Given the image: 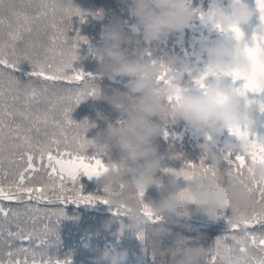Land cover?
Here are the masks:
<instances>
[{
	"label": "clouds",
	"instance_id": "9594fccd",
	"mask_svg": "<svg viewBox=\"0 0 264 264\" xmlns=\"http://www.w3.org/2000/svg\"><path fill=\"white\" fill-rule=\"evenodd\" d=\"M119 2L135 18L138 31H127L125 21L113 14L112 21L100 33L101 42L92 46V50L102 77L113 80L127 78L129 83L126 90H120L112 87L102 89L96 81H91L88 88L95 94L83 100H101L123 118L122 123H115L108 114H100L107 126L98 133L97 141H102L108 148H118L122 161L117 168L103 173L98 181L102 188L108 187L119 193L112 197L111 206L128 210L126 217L130 223L124 228L144 234L146 238L141 241L147 251L157 254L167 251L166 264H205L210 247L200 243L202 233L191 223L193 218L202 216L207 221L218 223L230 216L236 221L241 212L261 211V204L249 192L246 183L235 175L225 181L223 176L204 174L196 169L187 181L182 176L171 174L166 185L156 175L163 168L157 140L163 135L165 126L183 122L204 140L197 147L217 170L225 163L226 153L251 151V143L238 138L235 143L225 144L223 152L218 151L217 138L232 128L251 130L255 126L257 105L223 86V80L234 69L250 74L253 64L247 53L237 51L231 41L222 38L210 42L204 47L207 65L219 73L221 79L210 78L206 82L207 94H193L192 81L186 80L189 70L193 74L196 72L190 59L166 51L162 59L153 62L142 54L131 55L129 48L144 49L151 45L153 53H157L159 48L156 46L185 32L199 19L200 8L193 5V0ZM206 12L210 14L202 26L209 33L218 32L219 28L243 31L258 13L246 0H210ZM103 18L102 15L98 20ZM85 121L89 129L97 127L87 119ZM250 174L264 184V164L251 165ZM182 181L186 182V187L182 186ZM152 187L160 191L161 198L147 205L154 215L163 218L159 223L150 222L144 214V197L140 198L141 193L145 196ZM184 192L188 193L186 198L180 196ZM165 220L197 235L188 236L182 231H174ZM167 240L172 241L174 249H164ZM222 256L223 264H239L234 253L223 252ZM128 259L127 250L112 248L94 264H127Z\"/></svg>",
	"mask_w": 264,
	"mask_h": 264
},
{
	"label": "snow or ice",
	"instance_id": "6c2138e0",
	"mask_svg": "<svg viewBox=\"0 0 264 264\" xmlns=\"http://www.w3.org/2000/svg\"><path fill=\"white\" fill-rule=\"evenodd\" d=\"M256 9L259 13L260 24L252 35L251 43L239 28L218 29L220 36L231 41L237 51L246 52L253 64L250 74H244L235 69L229 74L234 83L244 81L241 87H234L230 91L245 97L249 103L255 104L256 101L249 99V93L264 96V0H256ZM58 11L63 13L61 23L65 17L71 21L74 16L79 17L81 23L86 22L87 14L81 9L61 7L56 0H39L35 12L31 15L18 9L14 0H0V202H16L23 205L28 211L33 209L31 202H35L37 205H56L60 206L58 214L64 216L65 211L62 205L68 203L95 205L99 201L111 206L112 197L119 193L105 187L103 188L105 193L103 197L85 196L82 187H78L82 176L98 179L110 168H117L118 164L103 162L100 156L107 155L108 146L86 138L89 125L87 121L78 124L71 119L72 107L63 110L62 121H57L54 117L51 119V123L60 129V135L63 138L57 139L55 136L52 138V143L56 145L54 150L45 149L33 135L34 132L40 133V124L49 123V113L34 109V102H46L42 101V94H38L35 89L30 92L22 90L21 82L14 75L22 63L31 64L32 78H42L52 83L67 82L69 85H78L74 95L67 97L73 106L79 105L86 96L95 94L94 90L88 88V85L97 77L73 68L74 64L81 60L78 54L81 44H88L90 54L94 55L90 42L79 32L70 42L68 32L72 30V25L69 24L68 27L61 28L56 22ZM199 12V21L202 25L210 12H204L201 9ZM50 14L49 23L41 25L40 22L48 19ZM95 15L99 19L102 18L103 13ZM41 27H51L56 33L50 37L49 46L39 45V48L43 50L42 53L37 50V43L31 39L34 28ZM133 31L136 32L138 29L134 27ZM204 39L208 38L204 37ZM57 45H62V47ZM130 54H142L153 62L158 59L153 53L151 45L144 49L134 48ZM5 69L9 70L7 73L9 87L7 88L4 87ZM69 70H72L71 73ZM163 75L161 79H163ZM188 76L193 86L201 90L203 94H207L206 82L210 78L221 79L220 74L214 72L207 64L203 71L196 67L195 74L189 70ZM44 91L46 92L47 89L45 88ZM60 99H64V97H58L57 103ZM259 109L264 112V102L259 103ZM65 125L68 128L77 129L71 138L64 130ZM229 133L235 138L248 140L252 149L249 152L226 153L225 162L228 167L225 172L222 173L221 170L214 169L206 163L205 157L199 161V164L186 162L180 171L172 169L165 171L182 176L187 181L191 178L190 173L199 169L204 174L223 176L224 179L226 176L225 181L235 175L246 183L249 192L260 202L261 211L241 212L236 221H233L230 216L227 217L230 234L216 240L210 247L205 264H223V252L234 253L239 264H264V184L257 182L250 174L251 165L264 164V140L253 139L250 130L243 127L232 128ZM163 135L166 139L170 136L166 127ZM209 140H212V137H209ZM61 144L64 145L63 148L60 147ZM89 149H95L96 155L87 156ZM53 151H55V155H53ZM220 151L223 152L224 149ZM37 157L42 161L47 159V169H45L47 181L38 186L35 183L26 182V179L35 180V173L40 171L34 167V160ZM173 158L181 160L183 156L174 154ZM122 189L123 185H121ZM187 195V192L180 193L182 198H186ZM143 197L144 193H141L140 198ZM112 208L117 216L124 217L128 214V210L124 207ZM10 212L11 209L0 207V216L4 219L9 217ZM144 214L150 218L152 223H159L163 219L154 215L147 204H144ZM14 215L18 217L19 213H14ZM32 222L34 224L35 220ZM17 228L16 232H8L10 238L20 241L32 240L33 232H25L19 225ZM138 237L140 240L146 238L142 233H138ZM28 251L29 249L24 247L17 250L18 253H27ZM7 256V261H0V264H29L27 258L13 259L14 253L11 251L7 253ZM166 256L167 251L160 254L151 252L152 264H166V260L162 259ZM31 264H60V261L51 259L37 261L33 258ZM64 264H71V262L65 261Z\"/></svg>",
	"mask_w": 264,
	"mask_h": 264
},
{
	"label": "trees",
	"instance_id": "16d2710c",
	"mask_svg": "<svg viewBox=\"0 0 264 264\" xmlns=\"http://www.w3.org/2000/svg\"><path fill=\"white\" fill-rule=\"evenodd\" d=\"M87 5H90L91 13L88 15V6L83 11L86 13L84 23L80 22L79 17H74L72 22L61 23L58 18H61L59 11L56 14V22L61 28L72 25V30L68 32L70 42L75 38L77 32L83 37H86L90 42L91 47L96 46L101 42L100 33L103 27L112 21L113 14L120 16L125 21V28L127 31L132 32L135 27V18L131 17L124 9V6L119 0H92ZM39 0H14L18 9L28 12L30 15L36 10V5ZM60 6H65L68 3L66 0H56ZM210 0H193V5L206 12L208 10ZM103 13L104 18L98 20L96 18L97 13ZM7 16V13H5ZM51 20V14L48 19L41 21V25H47ZM252 26L249 24L244 26L243 31L250 29ZM55 35L54 30L51 27L34 28L31 35V39L37 43V50L41 51L39 45L42 39L45 40L47 46L50 45V37ZM204 37L208 39L205 40ZM222 39L218 32L209 33L203 28L199 19L190 26L185 32L171 36L165 41L161 42L158 46L159 51L155 53L158 59L163 58L164 52H171L181 56H185L190 59L197 68L201 71L204 70L207 64V57L204 52V47L216 40ZM62 47V45H57ZM153 47V46H152ZM134 48H129L131 52ZM79 56L81 60L74 64L73 68L77 71H83L86 74H91L97 77L96 83L102 88L109 87L118 88L120 90H126V86L129 83L127 78L109 79L102 77L97 70L98 61L93 55L90 54L88 44H81L79 49ZM9 70H4V87H9L8 73ZM72 70H69L71 73ZM33 68L31 64L24 62L18 70L14 72L16 78L21 82L22 90L24 92H30L35 89L38 94H42V101L34 102V109H38L41 112L49 113V123L40 124V133H33L36 140L42 144L45 149H55L56 145L52 143V138L55 136L57 139H63L61 135H57L60 129L51 123V119L54 117L57 121H62L63 110L65 107L60 104L66 102L70 107H74L77 111L76 117L71 118L76 123H83L86 118L90 123H94L97 127H92L93 140L97 141L98 133L102 132L106 128V123L100 118V114H108L111 117L112 122L122 123L123 118L118 113L113 111L111 107L101 100L88 99L81 102L79 105L73 106L71 101L67 99L68 96L74 95L78 85H69L67 82H47L42 78H32L31 73ZM190 77L186 76V80ZM214 79V78H212ZM45 88L47 91L45 92ZM191 91L193 94H202L201 90L196 89L194 86ZM58 97H64L57 103ZM54 106V107H53ZM84 115L82 120H76L77 116ZM86 117V118H85ZM94 118V120L92 119ZM97 119V121H95ZM170 133L169 138H165L164 135L157 140L159 154L163 157L164 175H158L157 178L164 181L167 185L171 178V173L166 172V169H172L180 171L186 162H190L189 159L192 153L197 157L194 164H199V161L203 158V153L199 150L197 145L203 143L204 140L196 133L191 131L188 126L181 122L179 125L165 126ZM64 130H71L70 134L74 135L77 129L68 128L64 126ZM225 134L217 138V150L220 151L224 148L223 137ZM72 137V136H71ZM70 137V138H71ZM175 137V139H173ZM257 138V137H255ZM253 138V139H255ZM264 140V139H262ZM98 142V141H97ZM237 142L236 139L232 143ZM64 147L63 144L60 145ZM91 150V151H90ZM174 154H182L183 159H174ZM55 155V151H53ZM89 157L95 156L96 151L89 149L86 154ZM100 158L105 164L115 163L119 164L122 161V153L118 148H113L112 153L107 155H101ZM226 163V162H225ZM210 164V161L208 162ZM6 166V165H5ZM34 167L40 169L41 173L46 177L45 169H47V159L43 161L38 157L34 160ZM227 163L221 166L223 172L227 169ZM39 171L35 173L38 174ZM227 177L225 176V180ZM37 184L42 183L41 180L29 181ZM182 186L186 187V182L182 181ZM82 187L83 195L103 197L105 193L100 186L98 179H89L86 176H82L80 179V185ZM161 193L156 187H152L149 194H145V204H150L151 201H159ZM33 204V209L28 211L23 205L16 202L2 201L0 207L5 209H11L9 217L4 219L0 216V261H7V253L9 251L14 253L13 259H25L27 258L29 264L33 258L37 261H60V264H64L65 261H70L71 264H94V262L102 256V254L112 248L118 250H127L129 253V259L127 264H152L151 252L145 249L142 241L138 237V232L131 229H125L124 225L130 223L127 217H121L114 214V209L99 201L95 205L68 203L62 205L65 215L58 214L60 206L48 205V204ZM14 213H19L17 217ZM33 220L35 223L33 224ZM169 227H172L174 231L184 232L185 235L195 236L197 233L188 232L184 228L175 227L170 221L165 220ZM191 223L199 229L202 233V239L200 243L209 248L214 245L216 240L223 238L225 235L230 234V228L226 219H222L218 223L207 221L202 216H195ZM20 226L25 232H33V238L31 241H20L8 236V232H16L17 226ZM238 231V230H237ZM43 242V243H42ZM21 247L28 248L27 253L17 252ZM164 249H174V244L171 240L165 241ZM258 255V253H257ZM166 260L167 257H162Z\"/></svg>",
	"mask_w": 264,
	"mask_h": 264
},
{
	"label": "rangeland",
	"instance_id": "374dc122",
	"mask_svg": "<svg viewBox=\"0 0 264 264\" xmlns=\"http://www.w3.org/2000/svg\"><path fill=\"white\" fill-rule=\"evenodd\" d=\"M66 2L68 4L65 5V6H61V7H78L79 9H81L82 11H84L86 9V7L88 6V15L92 11L91 8H90V5L85 6L86 4H89V3L91 4V2H93L92 0H66ZM246 2L249 3V5L251 7H253L254 9L256 8V0H246ZM59 14L61 15V17L63 16V13L60 12V11H59ZM73 18H72V20H73ZM58 20L61 21V18L59 17ZM72 20L69 21L66 17L64 18V22H67V23L72 22ZM259 24H260L259 13H257V16L254 17L252 23L250 24L252 27L250 29L246 30V32L243 31L245 33V37L249 41V43H251L252 35H253L255 29L259 26ZM40 43H44V46H47V43L45 42L44 39H42L40 41ZM243 83H244V81H236L234 83L231 77L225 78L223 80V86L226 89H228V90H231L234 87L235 88L241 87ZM249 99H252V100H254V101L257 102L256 103L257 110L254 113V119H255L256 123H255V126L250 130V132L252 133V138L257 137V138H259V139L262 140V139H264V112H261L260 111V109H259V103L264 102V96H261L259 94H251V93H249ZM60 104H62L65 108L70 107V105L67 104L66 102H61ZM72 108H73V111L71 112V118H74V117H76L77 111L75 110L74 107H72ZM83 116L84 115L77 116L76 120H82L83 119L82 118ZM86 119L88 120V118H86ZM92 119L94 120L93 117H92ZM95 121H97V119ZM65 131H67L69 137L73 136L72 134H70L71 130H65ZM93 132H95V131H92L91 128H90L89 131L87 132L86 138L89 139V140H93V137H92L93 136L92 135ZM57 135H60V132H58ZM234 139H236V138L233 137L229 132H225V136L223 137V143H225V144L232 143V141ZM98 143L103 144L102 141H98ZM113 148L114 147H110L108 153H112L113 152ZM92 151H96V150L95 149H92ZM88 152H89V150H88ZM196 159H197V157L192 153L189 161L191 163H195L196 162ZM208 162L209 161H206V163H208ZM225 164L226 163H224V165ZM5 167L6 168L8 167L7 164H6ZM220 170L223 173V170L222 169H220ZM156 175L157 176L158 175H164V172L162 170H160V171L157 172ZM35 179L36 180H39L40 179L41 182H46L47 181L46 180V177L41 173V171H39V173L35 175ZM95 179H97V178H95ZM150 191H151V188L148 189V191H147L146 194H149L150 195ZM192 207L194 208L195 206H192ZM229 215H230V213H229Z\"/></svg>",
	"mask_w": 264,
	"mask_h": 264
}]
</instances>
